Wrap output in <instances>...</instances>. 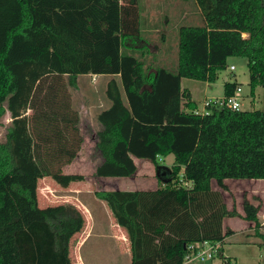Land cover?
<instances>
[{
	"label": "trees",
	"instance_id": "16d2710c",
	"mask_svg": "<svg viewBox=\"0 0 264 264\" xmlns=\"http://www.w3.org/2000/svg\"><path fill=\"white\" fill-rule=\"evenodd\" d=\"M194 3L204 22L181 24L176 64L151 71L148 53L125 44L142 36L141 0H0V116L11 113L0 142V264H74L71 240L85 215L72 202L41 205L39 182L83 179L61 171L84 141L70 91L81 74L112 75L111 104L96 116L95 175L133 176L134 157L160 169L155 189L95 192L127 231L130 264H189V245L203 240L232 260L224 221L239 212L223 191L229 178L264 179V109L202 112L182 79L213 82L229 56L242 55L252 88L264 87V0ZM237 87L226 81L225 95ZM170 154L167 166L160 157ZM243 210L260 224L258 205L245 199Z\"/></svg>",
	"mask_w": 264,
	"mask_h": 264
},
{
	"label": "rangeland",
	"instance_id": "374dc122",
	"mask_svg": "<svg viewBox=\"0 0 264 264\" xmlns=\"http://www.w3.org/2000/svg\"><path fill=\"white\" fill-rule=\"evenodd\" d=\"M158 2L164 5L161 11L167 14L163 16L164 21L167 22L164 23L162 31L152 32L157 35L150 36L152 38L157 36L155 40L162 47L158 53L153 52L154 58H152L153 55L150 57L153 59L152 62L154 60L157 62L160 59L167 60V65L173 66L178 59L179 35L178 28L173 26L175 21L173 22L172 19L175 15H172V13L177 12L178 6L181 5V7L190 8L191 11L190 18L186 19L183 22L184 24H202L204 20L201 13L195 11L194 0H158ZM171 4L176 5V7H170ZM147 33L150 32H144V35ZM125 44L128 47L131 45L134 47L145 45L141 38L126 39ZM146 45L149 47L148 44ZM150 46V49H154L152 45ZM231 65H234V69L230 68ZM227 75L230 77V82L238 83L242 87L241 110L264 109V87L256 85L254 89L252 88L248 61L242 55L229 56L227 67L218 71L215 81L206 83L203 80L184 77L182 85L192 87L199 109L203 110L205 97H222L225 95V77ZM77 81V87L70 86V91L73 106H77L79 119L82 117L79 123L84 141L76 157L71 162L64 164L61 171L80 174L83 179L73 181L65 187L51 177L43 178L39 182L40 204L72 202L84 213L86 218L84 228L71 240L70 254L74 264H130L131 250L127 231L118 225L108 205L99 199L95 192L115 188V185L144 188L157 185L158 187L161 185L158 177L160 169L150 160L137 159L138 170L131 177L111 179L110 177L100 178L95 175L97 159L94 158L93 151L96 130L98 129L95 110L101 103L100 101H106L103 92L105 79L96 76H89L88 78V76L81 75ZM82 103L85 106H82ZM90 103L91 106L87 108L86 105ZM4 105L6 107V102ZM100 108H102L101 105ZM27 113L30 115L33 111L29 109ZM10 123L11 113L6 109L5 113L0 116V142L5 139L7 127ZM173 159H175L174 155L170 154L161 162L171 166L170 163ZM226 182L229 189L223 191L225 201L230 209L235 207L239 215L233 216L231 225L238 231L226 236L223 243V253L238 264H264V244H261L263 238L257 235V232L264 234V179L229 178ZM212 184L214 188L220 189L215 180ZM245 199L259 206L260 224L250 223L251 228L248 227L246 231H243V227H247L248 222H250L244 218L243 202ZM226 221L229 222V219L227 218ZM226 227L231 228L229 225ZM189 264H222V258L217 255L213 259L194 261Z\"/></svg>",
	"mask_w": 264,
	"mask_h": 264
},
{
	"label": "crops",
	"instance_id": "0c3cea01",
	"mask_svg": "<svg viewBox=\"0 0 264 264\" xmlns=\"http://www.w3.org/2000/svg\"><path fill=\"white\" fill-rule=\"evenodd\" d=\"M141 4H142V9H143L141 11V16H142V20H141L142 21V36L141 37H137V38H141L143 40V43H145V45L142 46V47H134L133 45H131L129 47L133 48V49H137V50L144 49L148 53L149 56L153 55L152 58H154L155 55L153 54V52L156 51V53H158L162 47L160 46L159 42L157 43L156 42L157 40H155V38H157V36L155 38H152L150 36H152L153 34H156V33H152V32H160V31H162L164 23L167 22V21H164V19H163L164 17L163 16L164 15L166 16L167 14L165 12L161 11V9H163L164 5L161 4V2H158V0H144V1L141 0ZM169 6L172 7V8L176 7V5H174V4H171ZM180 7H181V5L178 6V11L176 10L177 12L172 13V15H175V17L172 19L173 22L175 21V23H174L175 25H173V26L174 27L176 26V28H179V26L181 24H183V22L186 19H189L190 18V14H191L190 8L183 7V6L181 8ZM194 8H195L196 12L199 11L198 13H201L199 8H198V6H197V4H195ZM169 17L170 16L168 15V18ZM144 32H150V33H147V34L144 35ZM146 44H148L149 47ZM150 45H152L154 47V49H150V47H151ZM152 60H151V64H152L151 65V67H152L151 69H153V70L155 69V66L158 63H161V62L165 63V64L167 63L166 62L167 60L163 61V60L160 59L157 62L155 60L152 62ZM81 75H85V77L88 76V78H89V76H93V77L96 76V77H103L105 79V83H103V86H104L103 92H104L106 101H100L101 103L98 105L97 110H95V120H96V116H97L98 112H100L102 109H105V108L109 107L110 104H111V101L106 97V93L105 92H106L107 83L112 78V75H110V74H81ZM81 75H78V78ZM225 80L229 81L230 77L227 75L225 77ZM182 81H183V79H182ZM207 82L208 81H206V83ZM238 86H240V85H238ZM182 87L188 88L190 90L193 100L197 103V100H195V97L193 95L192 87L183 86V85H182ZM84 94H86V93H84ZM81 105L85 106L84 103H82ZM100 105L102 106V108H100ZM197 105H198V103H197ZM86 106H88L87 108H89V106H91V103L87 104ZM76 107H74V108H76ZM198 108H199V105H198ZM199 110H201V109H199ZM79 125H80V123H79ZM96 126L98 127V123L96 124ZM169 156L170 155L161 156L160 160L162 161V160H164V158H167ZM137 159L138 160H143L142 158L134 157V160H135L136 164H137ZM144 160H146V159H144ZM173 162H174V159H173V161L170 164L172 165ZM164 164L169 166L166 163H164ZM136 173H137V171H136ZM110 178L111 179H120V177H110ZM125 178H128V177H122V179H125ZM116 181H118V180H116ZM226 181H227V179H226ZM156 187H157V185L154 186V187H146V188H144V187H134V186L128 187V186H124V185H123V187H120L118 185H115V188H111V189H155ZM111 189H107V190H111ZM226 219L224 221L225 225L226 226L229 225L233 230H235L234 232L238 231L237 229L234 228V226H231L232 223H233L232 222L233 221V217L232 218H228L229 222H227ZM250 223L251 222H248V226L247 227H245V228L243 227V231H246L248 229V227H249V229L251 228Z\"/></svg>",
	"mask_w": 264,
	"mask_h": 264
},
{
	"label": "built area",
	"instance_id": "2783aa9c",
	"mask_svg": "<svg viewBox=\"0 0 264 264\" xmlns=\"http://www.w3.org/2000/svg\"><path fill=\"white\" fill-rule=\"evenodd\" d=\"M231 69H234V65H231ZM241 94L242 87L238 86L234 93L231 95H224L222 97H205L204 106L202 112H206L209 107L220 106L229 107L231 109H240L241 107ZM189 251L186 254L185 262L194 261H205L208 259H213L219 254L220 242H212L209 240H203L200 243H192L188 247ZM238 264L235 260L224 259L222 264Z\"/></svg>",
	"mask_w": 264,
	"mask_h": 264
}]
</instances>
